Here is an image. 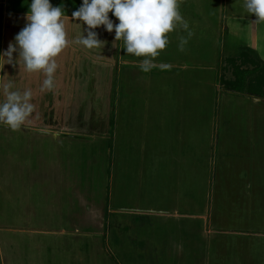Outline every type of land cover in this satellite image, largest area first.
Here are the masks:
<instances>
[{"label":"rangeland","instance_id":"rangeland-1","mask_svg":"<svg viewBox=\"0 0 264 264\" xmlns=\"http://www.w3.org/2000/svg\"><path fill=\"white\" fill-rule=\"evenodd\" d=\"M50 2L70 41L56 87L0 57V102L11 83L34 105L20 129L0 124V264H264V90L222 80L242 53L264 61V22L243 0H180L192 35L168 33L144 72L114 30L75 43L87 26L65 12L82 0ZM0 4L3 53L30 0Z\"/></svg>","mask_w":264,"mask_h":264},{"label":"clouds","instance_id":"clouds-1","mask_svg":"<svg viewBox=\"0 0 264 264\" xmlns=\"http://www.w3.org/2000/svg\"><path fill=\"white\" fill-rule=\"evenodd\" d=\"M180 0H82L81 6L72 12V18L87 26V36L82 34L75 43L86 49H95L103 41L94 29L103 26L115 40L123 38L126 53L144 57L141 70L148 72L160 51L168 44V33L177 28L188 31V22L180 13ZM243 8L248 14H255L258 22H264V0H243ZM118 19L114 24L109 13ZM64 9L53 6L50 0H30L26 13V24L16 34L15 43L0 53L6 64L22 61L28 72H43L46 76L41 91H52L56 85L54 73L58 68L57 57L69 45ZM187 41L181 40V50ZM18 52V60L13 53ZM11 83L3 85L6 99L0 102V124L12 130L20 129L34 111L30 102L32 92L10 90Z\"/></svg>","mask_w":264,"mask_h":264},{"label":"trees","instance_id":"trees-1","mask_svg":"<svg viewBox=\"0 0 264 264\" xmlns=\"http://www.w3.org/2000/svg\"><path fill=\"white\" fill-rule=\"evenodd\" d=\"M50 1H53V0H50ZM62 1H64V0H62ZM60 2H61V0H60ZM1 6H2V4H0V7ZM26 9H28V7H26ZM1 11H2V7H1ZM19 11H21V10H19ZM73 11H75V9ZM65 13L67 15H69L66 17H72V12L71 13L65 12ZM241 57L243 59L241 60L240 64L238 66H235V68H234L235 79L233 81H230V80L225 79V77H222L224 86L226 85V89L229 91L233 90V91L238 92V86H237L238 80L240 83L244 84L245 79L249 78L250 76H254L255 79H258V83H256L255 86H257V88H259V90H261V89L264 90V61H260L259 63L254 64L253 61L251 62V60L248 58L246 53L240 54L239 58H241ZM231 60L232 59H230V61ZM242 84H241V86H242ZM252 90L253 91L251 93L250 92L245 93L243 91V88L239 86V92H241V93H245V94L250 93V94H252V97L256 96L257 94H260L259 93L260 91L257 92L254 89H252ZM261 95H264V91H262ZM261 97H263V96H260V98Z\"/></svg>","mask_w":264,"mask_h":264},{"label":"crops","instance_id":"crops-1","mask_svg":"<svg viewBox=\"0 0 264 264\" xmlns=\"http://www.w3.org/2000/svg\"><path fill=\"white\" fill-rule=\"evenodd\" d=\"M16 15H18V13H15ZM163 52V51H162ZM126 63V62H125ZM162 73V72H161ZM256 102L260 101V98L258 100L255 99Z\"/></svg>","mask_w":264,"mask_h":264}]
</instances>
